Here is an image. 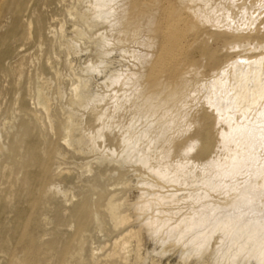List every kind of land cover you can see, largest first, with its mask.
Listing matches in <instances>:
<instances>
[{
	"label": "bare ground",
	"instance_id": "obj_1",
	"mask_svg": "<svg viewBox=\"0 0 264 264\" xmlns=\"http://www.w3.org/2000/svg\"><path fill=\"white\" fill-rule=\"evenodd\" d=\"M156 1L0 0V160L6 174L12 175L10 188L17 182L27 186L24 206L13 210L10 227L11 240L14 237L23 254L17 260L0 257V264H45L46 253L50 264H264V243L252 250V259L245 246L236 245L224 261L208 262L194 254L164 262L165 251L152 250L146 242L163 237L169 249L182 255L180 243L188 233H196L192 239L198 246L195 240L202 242L210 228L203 229L191 218L180 228L162 206L166 192L154 196V208L156 213L162 210V216L142 218L138 212L145 211L152 196L147 183L138 189L126 179L129 188L100 189L95 197L63 186L72 176L93 188L105 173L112 177L118 151L132 138L126 132L121 140L120 132L145 114L159 112L160 121L171 131L148 158V165L138 164L144 180L163 183L161 179L183 160L178 152L183 136L204 128L218 156L191 164L209 167L227 179L248 173L253 180L251 188L245 184L237 194L230 189L214 192L211 201L220 208L235 207L249 203V194L264 195V166L256 172L263 163L257 151L264 145V131L237 128L236 120L213 111L210 99L196 91L200 83L220 81V71L229 65L258 62L264 55V0H239L249 10H263L241 20L225 14V5L233 0H167L158 17L148 10ZM189 35L196 42L198 58L191 53L192 45L184 46ZM217 40L223 41L221 49L211 47ZM98 42L100 48L92 53L90 45ZM232 50L235 60L212 62L220 51ZM88 52L87 68L83 61ZM107 52H118L128 64L126 70L102 69L97 63ZM86 71L114 74L106 75L110 87L93 102L88 98L91 84L83 74ZM44 131L58 135L67 151L48 140ZM139 143L145 144L141 139ZM69 153L77 156L72 166L65 160ZM175 179L169 177L170 183ZM102 200L103 212L95 207ZM5 201L6 196L0 202V215ZM186 202L181 199L177 208ZM188 211L193 214L197 206L191 204ZM58 221L66 222L70 231L61 245L54 246L40 229ZM88 228L102 236L115 232L116 237L109 246L85 250L81 233ZM73 242L78 244L75 248Z\"/></svg>",
	"mask_w": 264,
	"mask_h": 264
},
{
	"label": "rangeland",
	"instance_id": "obj_2",
	"mask_svg": "<svg viewBox=\"0 0 264 264\" xmlns=\"http://www.w3.org/2000/svg\"><path fill=\"white\" fill-rule=\"evenodd\" d=\"M238 1L239 0H233L232 4L225 5V14L227 17L237 16L238 19L236 18V20H241L252 17L253 13L255 15L259 11L262 12L264 10V8H262L263 10L261 8H256L254 9L255 11L249 10L245 3L238 4ZM164 4H167V0H157L156 3L153 2L149 5L148 10H150V13H156L155 15L158 17V15L160 16L161 14L159 13L161 12L160 10L165 6ZM143 20L141 22H143ZM186 39L184 46L187 45L188 47L192 45L191 53L193 57L198 58L199 51L197 45H193L196 44L193 35H189ZM222 44V40H217L211 44V47L221 49ZM99 48V42L90 45L92 53ZM91 52L87 53L83 61L87 68L89 67L88 58ZM235 54L236 52L234 50L230 53L220 51L216 59L212 62L224 63L230 58L231 60H235ZM254 59L255 57L253 56L252 60ZM237 63L236 65H229L225 71H220L218 75V77L220 76V79L218 78L220 81H212V79H210L206 83H200L196 86V91L199 96L210 99V107H212L213 111L218 114L223 113L224 116L231 120H236L237 128H257L259 131L263 132L264 55L259 58L258 62L250 61L244 64L240 62L242 66L239 62ZM97 64L102 69L108 66L109 68L112 67L110 69H112L113 73L116 70L125 71L128 66L127 62L118 52H107ZM105 73L104 76H99L89 71L83 73L91 84L88 90V98L91 102L102 97L103 93L110 87V84L107 83L108 77L106 75L113 76L114 74L111 71H106ZM6 97L9 98V96ZM239 101L248 103H239ZM250 113H253V117ZM97 120H99V118ZM170 131L171 128L164 126L163 122L160 121L159 112H149L145 114L141 119L133 121L130 124L129 130L120 132L119 137L121 140L126 135V132H129L132 138L128 141V146L118 151L115 158L117 169L112 173L114 174L112 177L105 173L104 176L99 179V186L93 188L86 181H77L76 177L72 176L63 181V186L80 188L81 191H85L90 197H95V193L100 189L106 192L107 190H124L126 187L129 188V185L126 186L124 184L126 179L133 180V184L136 185L135 187L138 186V189H141V183H147L152 186V188L149 187L150 189L148 188L147 190V193L152 196L150 198L151 202L149 206L146 207L145 211L142 213L138 212V214L142 215V218L162 216V210L156 213L154 207L157 204V200L154 196L166 192L168 199L163 202L162 206L164 207V211L169 213L172 219L180 222L177 224L178 226L180 225V228H182L184 225L183 223H185L183 221H187L190 218L200 222L203 229H205L204 227L208 228L207 230L210 228V234L208 233L209 235H205L206 240L204 237L202 238V242H199L201 239L195 240L198 246L194 245L195 243L192 239L196 233L193 231L188 233L180 243L182 244L180 247H182L184 252L182 255L174 252L173 249H169L168 245L164 243L163 237H160L158 242H146L145 246L152 250L160 249L165 251L163 258L164 262L170 261L174 263L175 261L184 260L194 254H199L200 260H206L208 262L224 261L227 259L228 253L235 251L236 245L241 247L245 246L249 252V259H252V250L255 247V249H258V246L264 243V195L257 193V195L254 194V196L248 193L251 195L250 197L252 200L249 203L239 202L235 207L220 208L216 203L211 201L210 196L212 193L218 192L221 189H230L236 191L235 193L237 194L243 189L245 184H249V187L253 185V180H249L248 173H242L237 177L227 179L216 170L209 167L191 164L192 161L203 160L205 158L214 161L218 156V152H214L211 148L212 141L208 138L206 129H195L183 136L178 145V152L183 157V160L172 169L165 178L161 179L164 181L163 183L158 184L154 181H146L137 172L139 165H148V158L154 156L156 150L164 143ZM44 132L43 134L48 140H52L54 143L59 144L64 151H67V148L62 146V140L58 135H52L49 131ZM140 139L144 141L145 144L139 143ZM257 152L261 153L260 156L263 157V163L261 162L262 164L258 167L256 172L264 166V145L260 147ZM72 159H77V156L74 153H69L68 158L65 159L68 162L67 164H69L68 166H72L70 163ZM3 167L4 164L0 160V202L2 197L6 196V201L4 202L5 210L0 215V252L2 251L0 257H11L17 260L23 253L19 247L15 246L14 237H12L11 240V219L14 215L13 210L16 207L20 208L24 206L27 186L22 182H17V184L10 188L12 175L9 176V174H6L9 172L4 171L5 168ZM171 176L177 178L175 179V183H170L171 180H169V177ZM164 187H169V189H165ZM9 188L10 196L6 193ZM183 198H186L187 202L180 206L181 208H177L179 201ZM191 204L197 206V211L193 214L188 211ZM104 205L105 200H102L96 203L95 207L103 212ZM226 230L229 234L226 233ZM69 231L70 227L64 221L48 223L40 229V233H45L42 237L45 240H52L53 244L51 245L54 246L61 245L63 239L68 237ZM81 234L84 237L83 247L85 250L99 244L109 246L116 237L115 232L102 236V234L93 228H88ZM77 245L76 242L72 243V247L74 248ZM197 248H202L203 251L198 253V251H195ZM218 248H220V250H218ZM46 254L49 255V253ZM47 255L43 256L45 257L43 262L45 264H50L51 259L47 258Z\"/></svg>",
	"mask_w": 264,
	"mask_h": 264
}]
</instances>
